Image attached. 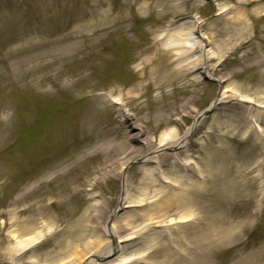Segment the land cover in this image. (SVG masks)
I'll use <instances>...</instances> for the list:
<instances>
[{
  "label": "rangeland",
  "instance_id": "rangeland-1",
  "mask_svg": "<svg viewBox=\"0 0 264 264\" xmlns=\"http://www.w3.org/2000/svg\"><path fill=\"white\" fill-rule=\"evenodd\" d=\"M177 36L193 39L181 60L156 41ZM170 129L184 142L160 150ZM172 153L194 162L164 210L173 190L139 180ZM26 219L40 238L16 251ZM129 253L264 264V0H0V264Z\"/></svg>",
  "mask_w": 264,
  "mask_h": 264
},
{
  "label": "bare ground",
  "instance_id": "bare-ground-1",
  "mask_svg": "<svg viewBox=\"0 0 264 264\" xmlns=\"http://www.w3.org/2000/svg\"><path fill=\"white\" fill-rule=\"evenodd\" d=\"M258 1L259 0H254V3L256 4ZM258 9H260V8H258ZM173 40L175 41V44H174L175 48H173V49H175V51L171 52L172 51L171 50L170 52L174 55H177L178 52H180L181 49H183V48H187V47L191 48L192 47L191 43H192L193 39L186 38V37L177 36L174 39L171 37L170 38L168 37L166 39L161 37V38H158L156 41L160 42L161 44H167ZM190 51H191V49H190ZM185 56H186V53H179L177 57L179 60H181V58H184ZM184 66H186V65H184ZM184 66L182 64V66H180L176 70H173L172 73H171V71H169L168 72V75H169L168 81L169 82L172 81L174 76H176V74L179 73V70L181 71L182 67H184ZM192 68H193V66H192ZM165 70L166 69H164L163 71H165ZM142 77H144V76L142 75ZM162 79L163 78L159 79L158 82L155 83L157 88L161 87L162 82L164 81ZM168 81H166V82H168ZM137 89H138V87L134 88L133 91H136ZM220 101H221L220 98H216V100L214 101L212 106L219 104ZM117 102L120 103L119 101H117ZM212 106H210V107H212ZM201 115L202 114L195 116L192 126L187 129L188 131L191 128H193L194 125L197 124V121L199 120V118H201ZM186 135L187 134L185 133L184 135L179 136L178 132L175 129H170L168 131H165L159 137L160 150L164 149V148H168V147L169 148L170 147L171 148H180L182 146V143L184 142V138L186 137ZM135 136H136V134H131V133L127 134V136L124 138L123 142H121V146L119 148H117L121 154L129 155V154H134L137 152V149H135L134 147L127 146L125 148V144L127 143V141L131 140L132 138H135ZM179 152L180 151H178V153ZM178 156H179V154H177V153H172L171 156H168L172 160V161H170V164L168 165V167L167 166L165 167V165H162L161 161L158 160V166L151 167L150 169H147L144 172L143 176L139 180V183L144 185V190L142 191L144 193V196L148 192H154L153 193L154 198H158L160 195L163 194V192L167 193V192H165V187H161V186H163L162 185L163 183L168 185L170 187V190L171 189L173 190L172 196H165V198L163 199V203L157 204L159 208L164 207V210L168 209V206L170 207V205H172V203H175L176 199H178V197L180 196L179 192H181V191L179 189H182V188L179 186L181 185V183L187 184L186 179H184V177L187 176L186 175V169L184 167L187 168L190 163L194 162L190 157H185L184 159L181 158L179 160ZM115 164H116L115 161H112L109 164V169L112 170L114 168ZM182 173H183V175H182ZM159 181H160V185L158 184ZM151 184H154V185L158 184L159 188L153 190L151 187L152 186ZM190 184L192 187V184H194V183H190ZM90 186H91V183H90ZM182 186H184V189L189 188V186H187V185H182ZM151 189H152V191H151ZM124 199L125 198H122V203H123ZM127 205H129V204H127ZM127 205H125V206H127ZM90 206H94V209L96 211L102 212L98 206H96V205H90ZM187 216H188V214H187ZM33 228H34V225L32 223L27 225V219H26L24 222H21L20 225H18L17 227H15L11 230L10 234H12L14 236L15 235L19 236L18 244L13 247L14 249H16V251L17 250L19 251L21 248L27 246L28 244L36 242L40 238L39 234L32 235L29 238L27 237V234L31 233ZM79 228L85 229V225L81 224L79 226ZM110 229L111 228H109V224H108L107 231L111 235ZM197 243L200 244V241H198ZM197 246H199V245L197 244ZM116 249H117V246H113L112 248H109L107 250L106 254H104L103 256L110 255L112 253V251H114ZM132 255H134V254L129 253L128 255L121 256L120 259H117L116 261L110 262L108 264H125V263H127V259H129L130 256H132ZM131 260H132V258H131ZM12 261H13V257L11 254L8 256V262H6L5 264H13ZM195 264H200L199 260Z\"/></svg>",
  "mask_w": 264,
  "mask_h": 264
}]
</instances>
